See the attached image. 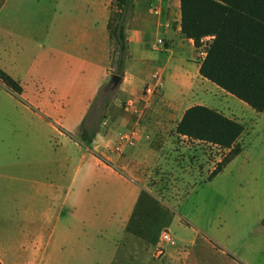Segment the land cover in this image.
Masks as SVG:
<instances>
[{
  "label": "crops",
  "instance_id": "1",
  "mask_svg": "<svg viewBox=\"0 0 264 264\" xmlns=\"http://www.w3.org/2000/svg\"><path fill=\"white\" fill-rule=\"evenodd\" d=\"M9 1V42L0 51L12 57L8 64L0 60V68L23 88L19 96L11 92L21 117L10 125L15 134L24 132L32 151L3 153L0 137V261L116 264L93 230L108 221L126 227L144 214L143 200L154 197L131 167L140 155L111 153L119 133L139 126L140 118L127 119L126 105L154 122L176 117L177 126L188 109L204 106L199 101L213 84L200 74L203 57L194 41L182 34L181 0H133L129 59L118 87L121 110L106 116L90 146L79 134L114 73L108 26L115 0ZM159 79L156 98H149L146 87ZM251 116L252 137L258 138L264 113L251 109ZM190 258L183 261L171 248L159 261L148 253L147 264H189Z\"/></svg>",
  "mask_w": 264,
  "mask_h": 264
},
{
  "label": "rangeland",
  "instance_id": "2",
  "mask_svg": "<svg viewBox=\"0 0 264 264\" xmlns=\"http://www.w3.org/2000/svg\"><path fill=\"white\" fill-rule=\"evenodd\" d=\"M36 1L29 0L31 4ZM40 2L48 4V0ZM10 12V1L0 0V48L5 44L8 47ZM112 50L117 53L116 43ZM204 51V48L199 51L200 58ZM10 56L0 51L2 62L8 64ZM209 86L206 97L199 103L238 119L247 127L239 141L244 152L215 180L211 176L227 151L180 138L176 134V117L166 121L161 115L154 122L149 113L126 105L127 119L134 123L140 118L139 126L119 133L111 153L119 158L127 157L128 152L140 155L142 160L132 161L131 167L155 198H145L144 214L126 227L108 221L93 230L116 256V264H147L148 253L159 261L171 248L178 250L183 261L191 254L189 264H264V127L260 124L259 137H252L255 119L251 109L215 85ZM118 90L108 92L105 116L121 110ZM11 92L0 82L3 153L27 155L32 150L26 135L21 131L15 134L11 129V118L21 117L19 101ZM104 93L106 86L96 105ZM157 94L148 97L154 99ZM144 103L147 106L151 101ZM133 133L135 142L117 151L121 138ZM135 233L137 237L131 235ZM166 233H170L171 241H165Z\"/></svg>",
  "mask_w": 264,
  "mask_h": 264
},
{
  "label": "trees",
  "instance_id": "3",
  "mask_svg": "<svg viewBox=\"0 0 264 264\" xmlns=\"http://www.w3.org/2000/svg\"><path fill=\"white\" fill-rule=\"evenodd\" d=\"M133 11V0H115L111 8L108 28L112 48L113 43L118 46L117 53L112 50V68L121 77L129 59L127 26ZM181 13L182 34L199 51L205 49L201 76L257 113H264V0H181ZM0 82L15 95L23 93L22 86L1 68ZM107 98L106 90L83 122L80 137L86 146L95 141L106 118ZM176 133L227 151L211 180L244 151L239 141L245 126L206 106L188 109Z\"/></svg>",
  "mask_w": 264,
  "mask_h": 264
},
{
  "label": "built area",
  "instance_id": "4",
  "mask_svg": "<svg viewBox=\"0 0 264 264\" xmlns=\"http://www.w3.org/2000/svg\"><path fill=\"white\" fill-rule=\"evenodd\" d=\"M202 57H205V51L201 53ZM162 85L161 80L159 79L156 83L150 84L145 89V94L147 96L155 95L158 93L160 87ZM130 107H133L132 105ZM136 140V133H133L132 136H126L121 138L120 144L116 148L117 151H122V149L127 146L128 144H133ZM165 241H171V235L170 233H166L164 236ZM159 254H162V251H160Z\"/></svg>",
  "mask_w": 264,
  "mask_h": 264
},
{
  "label": "water",
  "instance_id": "5",
  "mask_svg": "<svg viewBox=\"0 0 264 264\" xmlns=\"http://www.w3.org/2000/svg\"><path fill=\"white\" fill-rule=\"evenodd\" d=\"M122 79L123 78L121 76H119L117 74H113L111 76V79H110L108 85L106 86V90L108 92L115 91L120 86Z\"/></svg>",
  "mask_w": 264,
  "mask_h": 264
}]
</instances>
